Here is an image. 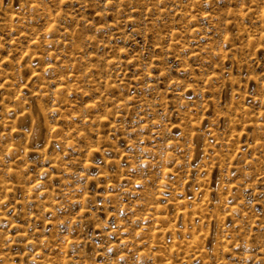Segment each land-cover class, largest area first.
<instances>
[{"label":"rangeland","instance_id":"obj_1","mask_svg":"<svg viewBox=\"0 0 264 264\" xmlns=\"http://www.w3.org/2000/svg\"><path fill=\"white\" fill-rule=\"evenodd\" d=\"M0 264H264V0H0Z\"/></svg>","mask_w":264,"mask_h":264}]
</instances>
